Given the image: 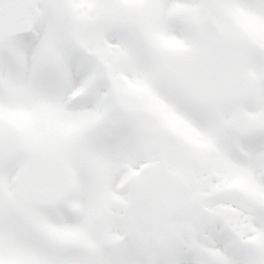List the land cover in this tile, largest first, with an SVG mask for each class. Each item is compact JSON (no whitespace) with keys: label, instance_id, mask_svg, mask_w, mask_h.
<instances>
[{"label":"snow or ice","instance_id":"6c2138e0","mask_svg":"<svg viewBox=\"0 0 264 264\" xmlns=\"http://www.w3.org/2000/svg\"><path fill=\"white\" fill-rule=\"evenodd\" d=\"M0 264H264V0H0Z\"/></svg>","mask_w":264,"mask_h":264}]
</instances>
